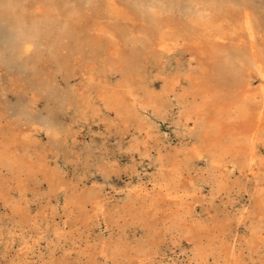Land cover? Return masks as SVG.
<instances>
[{"label":"bare ground","instance_id":"bare-ground-1","mask_svg":"<svg viewBox=\"0 0 264 264\" xmlns=\"http://www.w3.org/2000/svg\"><path fill=\"white\" fill-rule=\"evenodd\" d=\"M256 10L249 0H0V20L12 22L10 51L42 84L39 91L55 92L45 64L64 79L78 78L74 91L64 94L67 106L84 114L98 101L102 121L111 113L107 121L124 135L134 130L131 151L150 155L154 148L157 155L151 188L127 186L113 202L101 189L69 185L51 171L44 151L31 150L28 115L0 122V170L13 181V188L7 179L1 184L0 199L19 225L39 227L26 197L38 176L50 192L69 189L62 212L47 200L39 214L55 239L39 264H153L155 245L134 247L127 235L129 225L139 224L152 242L163 241L166 232L186 239L188 264H264V16ZM178 48L190 55L185 72L161 75L159 89L143 85V57L161 59ZM115 68L117 79L110 76ZM149 108L162 119L169 113L176 145L161 144ZM200 161L204 174L197 178L193 162ZM235 190L247 197L241 209L233 214L216 205ZM198 206L205 217L197 215ZM100 217L121 235L90 243L91 232L86 240L80 227L88 230ZM242 224L245 234L239 235ZM40 234L22 236L6 264H34L30 254ZM62 242L70 248L58 255Z\"/></svg>","mask_w":264,"mask_h":264},{"label":"rangeland","instance_id":"rangeland-1","mask_svg":"<svg viewBox=\"0 0 264 264\" xmlns=\"http://www.w3.org/2000/svg\"><path fill=\"white\" fill-rule=\"evenodd\" d=\"M249 1L256 7L257 14L264 16V0ZM13 38L12 22L10 20H0V48L4 50L3 54H0L1 125L5 123L6 119H16L22 113L28 115L30 117L28 134L31 138V150L41 151L42 149L50 164L51 171L60 173L69 182V185L76 184L80 187L88 186L87 188L101 189L109 197H112L113 202L124 197V188L127 186L132 187L143 183L150 189V182L157 172L155 149L150 150V155H142L140 152L131 151L129 146L132 140L131 134L135 133L134 130L130 127V132L124 135L117 125L115 126L107 121V119H113L111 113H105L106 121H102L99 114L96 113V107H94V104H97L98 101H92L93 105L86 109L84 114L73 106H67L64 103V94L65 92L74 91L73 88L78 82V78L64 79L61 74L55 72L54 68L45 64L44 68L53 78L50 85L55 88V92L45 93L39 91L38 87L44 88L41 87L42 84L35 81V77L31 72H23L22 62L17 60L10 51L9 47ZM33 49L34 47L31 48V50ZM161 56V59L143 57L141 63L143 85L147 86L149 84L154 86L155 89H159L162 82L161 75L171 74L172 72H185L190 60L189 53L181 48L163 53ZM116 70L117 68L110 74L113 79H117L119 76ZM181 78L184 80V75ZM134 90L141 92L137 88ZM61 106L63 111H58ZM147 115L156 122L161 144L176 145L178 142L177 127L168 117L169 113L162 119V117H156L149 108ZM193 165L196 169L194 175L197 178L201 177V174H204L201 171L204 167L203 161L193 162ZM41 178V176H38V184L35 188L26 191V197L30 201V213L33 218L38 215L36 218H38L39 227L26 223L19 225L17 215L13 213L9 205H5L3 200L0 199V264H6L12 258L15 259L16 249L21 237L35 236L37 231L41 233V238L38 240L39 245L34 253L30 254V258L32 257L31 260L34 264H39L41 256L43 258L49 256L50 247L53 245L51 242H54L55 239L49 231L50 228L47 223L45 221L41 222L39 219V214L46 205L47 200L51 202L52 207L57 208L59 213L62 212L69 189L60 188L50 192L46 181ZM5 179L9 180V182L7 181L8 185L12 187L11 174L2 168L0 170V193L1 184L4 183ZM207 193L208 191L205 189V196ZM10 195L13 199H16L17 191L10 189ZM246 202L245 193L235 190L230 198L225 195L221 196L216 205L223 210L226 208L227 211L234 214ZM196 213L199 217L207 215V212L199 206L196 208ZM120 223V225L123 224L122 221ZM246 226L240 225L239 235L245 234ZM33 227L37 230L35 231ZM83 229V227H80V232H85L82 235L84 239H86L88 231L91 232L89 233L90 243H93L94 238H107L110 235L117 237L122 232L120 227H117L113 222H108L103 217L91 222L88 230ZM126 232L133 241L134 247L142 245L144 249H148L155 245L157 257L153 264H188L189 262L191 252L186 239H176L178 237L166 232L163 234V241L152 242L149 231L145 230L140 224L129 225ZM63 245L64 242L58 247V255H62V251L70 248L69 243ZM69 256L73 258L75 255L70 252ZM97 256V261H103L102 257L98 254ZM110 260L108 259V264H112Z\"/></svg>","mask_w":264,"mask_h":264}]
</instances>
